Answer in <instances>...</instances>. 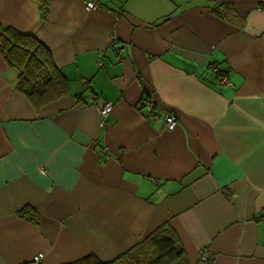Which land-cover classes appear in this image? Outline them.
I'll return each mask as SVG.
<instances>
[{
    "label": "crops",
    "instance_id": "crops-1",
    "mask_svg": "<svg viewBox=\"0 0 264 264\" xmlns=\"http://www.w3.org/2000/svg\"><path fill=\"white\" fill-rule=\"evenodd\" d=\"M259 4L48 0L41 18L34 0H0V24L43 42L68 83L35 109L0 53V264L109 261L163 223L188 264H264ZM90 93L113 105L103 126Z\"/></svg>",
    "mask_w": 264,
    "mask_h": 264
},
{
    "label": "trees",
    "instance_id": "trees-1",
    "mask_svg": "<svg viewBox=\"0 0 264 264\" xmlns=\"http://www.w3.org/2000/svg\"><path fill=\"white\" fill-rule=\"evenodd\" d=\"M34 1L44 18L48 0ZM0 53L8 67L17 71L15 88L35 109L67 94V79L54 63L50 49L36 36L0 24ZM17 215L37 222L32 207H23ZM65 264H188V259L175 230L163 223L112 260L88 255Z\"/></svg>",
    "mask_w": 264,
    "mask_h": 264
},
{
    "label": "built area",
    "instance_id": "built-area-1",
    "mask_svg": "<svg viewBox=\"0 0 264 264\" xmlns=\"http://www.w3.org/2000/svg\"><path fill=\"white\" fill-rule=\"evenodd\" d=\"M101 1L103 0H85V8L88 10L95 9ZM259 2H260L259 4L260 9L264 11V0H259ZM217 80L219 84L230 85V86L232 85L228 77L224 74H217ZM89 100H90V105L94 106L97 109L100 118V125L103 126L107 116L110 114L112 110L113 107L112 103L108 101L103 103L98 102L99 99L95 93H90ZM140 106H142L141 108H145L150 113H153V117H157V115L154 114V105L150 100L148 99L142 100ZM163 121L165 128L171 130L176 126L177 118L174 113L166 112L163 115ZM103 152L104 150H102V153ZM38 171L41 174H46L47 172L46 168L43 165H40L38 167ZM41 258H42V253H38L34 257V261H39ZM200 259L203 261H210L209 255L204 251L200 253Z\"/></svg>",
    "mask_w": 264,
    "mask_h": 264
}]
</instances>
